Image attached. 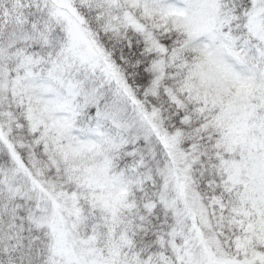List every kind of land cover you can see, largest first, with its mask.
<instances>
[{"label":"snow or ice","instance_id":"6c2138e0","mask_svg":"<svg viewBox=\"0 0 264 264\" xmlns=\"http://www.w3.org/2000/svg\"><path fill=\"white\" fill-rule=\"evenodd\" d=\"M0 264H264V0H0Z\"/></svg>","mask_w":264,"mask_h":264}]
</instances>
